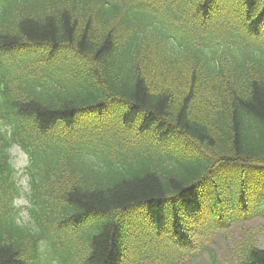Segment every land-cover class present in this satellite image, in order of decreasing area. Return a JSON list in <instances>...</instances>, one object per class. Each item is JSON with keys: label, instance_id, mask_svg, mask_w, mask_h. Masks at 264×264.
<instances>
[{"label": "trees", "instance_id": "1", "mask_svg": "<svg viewBox=\"0 0 264 264\" xmlns=\"http://www.w3.org/2000/svg\"><path fill=\"white\" fill-rule=\"evenodd\" d=\"M253 220L264 0H0V264H175L234 225L264 264Z\"/></svg>", "mask_w": 264, "mask_h": 264}, {"label": "rangeland", "instance_id": "2", "mask_svg": "<svg viewBox=\"0 0 264 264\" xmlns=\"http://www.w3.org/2000/svg\"><path fill=\"white\" fill-rule=\"evenodd\" d=\"M13 162L16 169L22 172L27 165V158L19 150H13ZM21 185L27 190V181L25 178H21ZM25 193V191H24ZM16 204L22 208L20 216L23 220H26V207L27 202L23 197L18 198ZM246 228H250L258 232V241L260 247L264 248V221L263 220H253L251 223L247 224ZM245 230H242L239 226H232L228 230L219 231L217 233L209 234L208 236H197L196 247L190 255L181 259L175 264H212L211 253H213L220 263L233 261V257L237 252L239 245H235V242L241 239ZM256 232V233H257ZM158 254L168 253V250L156 251ZM172 259V257H171ZM141 264H168L164 263L159 258H153L152 260H143Z\"/></svg>", "mask_w": 264, "mask_h": 264}]
</instances>
